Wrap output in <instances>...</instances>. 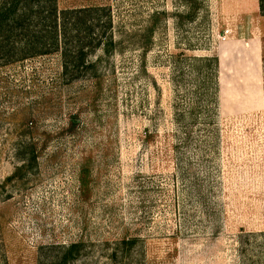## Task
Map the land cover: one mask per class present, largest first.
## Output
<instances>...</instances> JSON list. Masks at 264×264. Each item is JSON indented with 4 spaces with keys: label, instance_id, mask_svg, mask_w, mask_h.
<instances>
[{
    "label": "rangeland",
    "instance_id": "rangeland-1",
    "mask_svg": "<svg viewBox=\"0 0 264 264\" xmlns=\"http://www.w3.org/2000/svg\"><path fill=\"white\" fill-rule=\"evenodd\" d=\"M57 1L110 4L119 44L98 78L67 80L58 53L0 62V264L78 240L69 264H120L127 237L125 264H264L260 0H202L194 20L182 0ZM157 9L150 47L130 45ZM190 56L218 57L216 90Z\"/></svg>",
    "mask_w": 264,
    "mask_h": 264
},
{
    "label": "trees",
    "instance_id": "trees-1",
    "mask_svg": "<svg viewBox=\"0 0 264 264\" xmlns=\"http://www.w3.org/2000/svg\"><path fill=\"white\" fill-rule=\"evenodd\" d=\"M182 1L189 9L184 14L187 19L194 20L204 7L202 0ZM260 3L264 11V0ZM167 15L166 10L158 9L150 13L145 26L129 32V44L147 50L160 21ZM114 29L115 16L110 4L60 8L57 0H0V62L9 64L58 53L62 58L63 76L67 80L89 75L98 78L102 57L111 55L119 44ZM98 52L102 54L97 55ZM94 55H97L96 58H93ZM182 56L189 58L185 53ZM189 60L197 62L196 69H201L203 65L213 68L210 81L213 90H216L218 57L190 56ZM25 160L33 162L36 156ZM136 241V237L121 240L120 264H125ZM83 245L82 240L63 245L57 258L43 264H69L81 255ZM112 256H119L118 248Z\"/></svg>",
    "mask_w": 264,
    "mask_h": 264
}]
</instances>
